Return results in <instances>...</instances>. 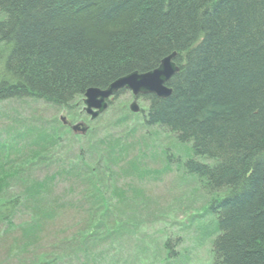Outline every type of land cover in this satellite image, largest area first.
Segmentation results:
<instances>
[{"label":"trees","instance_id":"obj_1","mask_svg":"<svg viewBox=\"0 0 264 264\" xmlns=\"http://www.w3.org/2000/svg\"><path fill=\"white\" fill-rule=\"evenodd\" d=\"M173 53L171 95L140 96L132 115L122 89L107 106L115 127L159 131L187 149L163 154L206 196L197 217L213 224L202 237L213 235L212 264H264V0H0V103L34 100L73 120L86 90L152 71ZM50 120L0 140V242L19 237L10 255L34 250L68 210L87 218L82 243L91 229L121 230L149 199L120 179L159 176L139 153L127 157L125 136L95 138L94 127L80 137ZM170 243L166 260L179 256ZM46 259L33 264H53Z\"/></svg>","mask_w":264,"mask_h":264},{"label":"rangeland","instance_id":"obj_2","mask_svg":"<svg viewBox=\"0 0 264 264\" xmlns=\"http://www.w3.org/2000/svg\"><path fill=\"white\" fill-rule=\"evenodd\" d=\"M122 99L128 102V106L132 102L130 93ZM137 105L142 107L139 101ZM117 116L116 109L108 108L93 121L83 111L72 120L64 111L34 100L0 103V140L13 136L17 130L39 129L54 117L58 121L64 117L69 125L82 122L88 129L95 127V138H102L105 134L125 136L129 147L126 150L129 152L127 157L129 155L132 159L139 153L138 158L145 165L146 171L159 172V176L153 174L140 177L128 171L120 179L121 184L130 183L141 187L149 199L148 206L127 211L126 218L122 219L121 230L91 229L93 237L82 243L77 234L87 218L81 211L68 210L46 227L34 250L28 253L9 254L11 239L19 238L17 233L10 235L5 242H0V264H33L42 255L53 264H212L210 243L213 235H207L205 241L203 238L207 230L211 232L213 224H210V217H197L206 196L198 191L193 181L182 177V170L176 168L174 163L167 165L163 154L168 150V154L183 158L188 154L187 149L172 146L171 139L159 131L154 130L153 134L145 136V130L138 125L134 129H118L114 124ZM101 119L105 123L100 127ZM60 123L71 132L69 126ZM135 141H138V146ZM65 188L60 186L58 192ZM167 239L171 242L167 248L179 253L173 260L165 259L162 245ZM175 240H179V243L173 246Z\"/></svg>","mask_w":264,"mask_h":264},{"label":"water","instance_id":"obj_3","mask_svg":"<svg viewBox=\"0 0 264 264\" xmlns=\"http://www.w3.org/2000/svg\"><path fill=\"white\" fill-rule=\"evenodd\" d=\"M176 54L173 53L161 60L160 64L152 71L138 73L136 71L112 82L106 89L90 88L86 90L83 96V112L95 120L108 108V101H111L115 95L122 91H128L133 97L129 104V111L137 114L140 111L137 105V99L144 95H154L160 99H166L171 95V90L167 87V82L177 73L178 67L173 61ZM60 121L65 124V118ZM74 135L84 136L87 133V127L84 123H76L70 127Z\"/></svg>","mask_w":264,"mask_h":264}]
</instances>
